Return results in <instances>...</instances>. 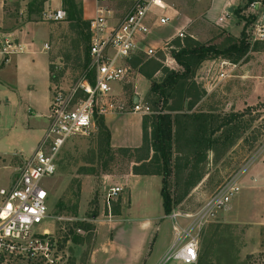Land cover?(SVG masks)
<instances>
[{"label": "rangeland", "instance_id": "rangeland-1", "mask_svg": "<svg viewBox=\"0 0 264 264\" xmlns=\"http://www.w3.org/2000/svg\"><path fill=\"white\" fill-rule=\"evenodd\" d=\"M244 1L230 0L229 6L235 9ZM184 5L191 19L182 21L181 16L169 15L166 25L152 30L148 40L155 48L153 56L139 54L128 62L130 78L113 85L112 98L120 107L113 113H136L150 119L163 111L171 116V173L165 186L172 200L171 210L167 215L162 213L155 186L138 187L134 196L130 195L128 178L137 175L133 167L140 164L135 161L142 152H117L118 147H112L110 141L109 146L102 142L98 130L68 140L59 154L55 174L46 182L49 218L44 224L63 254V264H87L96 243L112 237L114 221L149 220L154 228L159 225L157 231L150 229L151 234L144 237L149 245L153 241V253H159L168 236L170 242L173 239L172 213L195 215L207 198L232 178L239 191L201 227L197 264H264V168L257 165L260 160L264 162V42L246 38V52L237 62L207 59L187 79L165 89L166 96H158L149 91L150 85L162 82L171 70H181L172 57L173 49L193 43L214 44L221 49L238 41L244 30L237 15L226 9L216 21L206 17L208 0L199 6L185 0ZM63 8H68L66 0ZM124 16L110 21L117 24ZM41 25L54 81L67 88L89 63L88 28L68 20L67 13L61 22ZM135 105L139 107L136 112ZM232 112L243 115L216 130ZM175 162L182 168L175 169ZM136 168L153 171L156 164ZM191 172L193 179L198 175L200 179L179 198ZM8 176V171L0 170V185H5ZM116 185L122 190L108 211L104 193ZM177 220L184 226L192 219L182 215Z\"/></svg>", "mask_w": 264, "mask_h": 264}, {"label": "built area", "instance_id": "built-area-1", "mask_svg": "<svg viewBox=\"0 0 264 264\" xmlns=\"http://www.w3.org/2000/svg\"><path fill=\"white\" fill-rule=\"evenodd\" d=\"M238 8V21L246 38L264 42V0L244 1ZM166 9L163 0H135L125 16L112 24L110 12L97 6L95 15L88 20L89 63L86 69L67 88L53 84L48 125L13 181L0 187V264H63V254L44 226L49 218L46 182L55 174L59 154L68 140L96 133V119L120 109L112 101L113 85L127 82L130 60L139 54L153 56L155 48L148 40L151 28L168 23ZM65 19L66 13L61 8L42 13V20L46 22ZM44 47L48 45L44 44ZM22 51V44L12 32L0 31L1 58L7 59ZM137 109L139 107L135 105L133 110L136 112ZM121 190L116 185L104 193L108 211ZM238 191L232 178L207 198L195 215L172 213L173 239L161 263L195 264L201 227L211 221L218 210L226 207ZM181 214L192 220L180 225L177 217H182Z\"/></svg>", "mask_w": 264, "mask_h": 264}, {"label": "crops", "instance_id": "crops-1", "mask_svg": "<svg viewBox=\"0 0 264 264\" xmlns=\"http://www.w3.org/2000/svg\"><path fill=\"white\" fill-rule=\"evenodd\" d=\"M134 1L78 0V3L82 19L88 22L95 15L97 6L108 10L113 18H120L129 11ZM163 1L167 5L165 14L169 18V15H176L178 19L182 17V21L191 19L184 5L185 0ZM193 1L199 6L204 0ZM229 5L230 0H208L205 16L216 21L220 11ZM59 8L64 9L61 0H0V31L12 32L23 46L22 52L10 55L7 59L0 56V170L9 172L7 182L0 187L10 184V178L17 173L24 160L31 156L48 125L51 87L55 81L51 71L53 62L50 51L44 47L47 44L46 33L40 27L46 22L42 20V13ZM157 29L152 27L151 31ZM104 121L110 131L112 147L137 148L141 145V114L111 113L104 116ZM258 164L260 169L264 168L263 161H258ZM128 179L131 196H134L136 188L144 190L151 186H155L160 196L159 176L134 175ZM152 222H112V237L96 243L87 264H183L161 263L171 235L163 243L161 251L153 253V241L149 245L148 239L144 238L151 234L150 229L157 231L159 225L154 228Z\"/></svg>", "mask_w": 264, "mask_h": 264}, {"label": "trees", "instance_id": "trees-1", "mask_svg": "<svg viewBox=\"0 0 264 264\" xmlns=\"http://www.w3.org/2000/svg\"><path fill=\"white\" fill-rule=\"evenodd\" d=\"M64 5L65 0H61ZM68 8L66 9L68 20L75 21L77 24H84L88 28V22L82 19L80 5L75 0H66ZM247 2L252 0H245ZM233 13L238 16L239 8H235ZM247 49L246 36L244 32L240 33L239 39L236 42L230 43L224 48H218L214 44H197L188 46L184 45L178 49H173L172 57L175 62L181 67V70H171L166 73L164 79L160 83H152L149 91L157 93L158 96L164 97L165 89L172 87L173 85L187 79L200 63L207 59L220 57L225 60H233L237 62L245 54ZM166 103V100L163 99ZM243 112H232L228 114L217 125L216 130L231 124L238 117L242 116ZM150 122V123H149ZM149 123V125H148ZM97 129L102 137V142L109 146L110 131L104 122V118L98 117L96 119ZM172 118L167 112H157L150 119L149 117L142 116L141 121V145L137 148H117V152H142L135 162L140 163L138 166H143L144 163L154 162L156 164V170L143 169L142 171H136L137 165L133 167L134 174L137 175H161L162 186L160 188L161 205L164 214H168L171 210L172 200L169 193L166 191L167 176L171 173V149H172ZM152 152V153H151ZM151 153V154H150ZM178 160V159H177ZM161 168H160V167ZM173 167L175 169L182 168L176 162ZM186 168V164L184 165ZM200 179V176L196 178ZM192 178V172L186 177V184L184 190H182L183 197L188 190L197 181Z\"/></svg>", "mask_w": 264, "mask_h": 264}, {"label": "water", "instance_id": "water-1", "mask_svg": "<svg viewBox=\"0 0 264 264\" xmlns=\"http://www.w3.org/2000/svg\"><path fill=\"white\" fill-rule=\"evenodd\" d=\"M233 10H234V7L233 6H228L227 8H226V11L228 12V13H233ZM137 100V97H134V99H133V101L135 102Z\"/></svg>", "mask_w": 264, "mask_h": 264}]
</instances>
